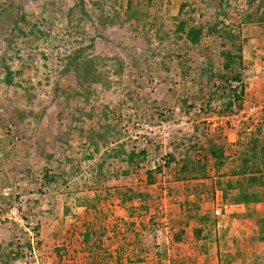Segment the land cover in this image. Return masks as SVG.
Wrapping results in <instances>:
<instances>
[{"label":"rangeland","instance_id":"rangeland-1","mask_svg":"<svg viewBox=\"0 0 264 264\" xmlns=\"http://www.w3.org/2000/svg\"><path fill=\"white\" fill-rule=\"evenodd\" d=\"M254 5L0 0V187L13 186L11 199L0 198V214L15 210L11 220L0 217L6 252L0 264H119V245L122 264L138 256L137 264H219L218 251H240L235 264H264L259 226L239 220L242 211L224 201L217 186L236 179L231 172L250 132L264 120V6L255 21L243 20L244 11L257 12L259 2ZM182 21L203 26L199 44L191 46L178 31ZM215 24L218 31H210ZM225 27L240 34L243 64L237 69L246 83L243 107L232 114L223 113L227 99L217 91L223 84L211 76L222 69V52L230 47L221 36ZM80 48L87 70L104 75L102 83L84 80L82 67L78 75L64 72L68 55ZM193 108L203 113L190 114ZM91 133L105 135L107 143L99 140L96 149ZM211 141L229 156L219 170ZM121 143L128 151L148 149L143 166L122 173L125 155H108ZM168 154L175 155L170 166ZM186 155L208 164L205 177L177 179ZM156 167L162 170L149 184L146 170ZM46 173L56 181L48 183ZM135 193L139 197L129 200ZM206 212L218 216L219 243L215 235L195 239V216ZM153 220L156 229L139 232L141 223L153 226ZM89 229L105 231L86 242ZM181 229L178 243L174 235ZM11 248H22L25 257L8 258Z\"/></svg>","mask_w":264,"mask_h":264},{"label":"trees","instance_id":"trees-1","mask_svg":"<svg viewBox=\"0 0 264 264\" xmlns=\"http://www.w3.org/2000/svg\"><path fill=\"white\" fill-rule=\"evenodd\" d=\"M152 1V0H149ZM240 1V0H238ZM243 3L247 4L249 7L253 8L256 2H259V8L257 9V12H249V13H243V20L245 22H251L255 21V16L257 15L258 11L260 10V7L264 6V0H242ZM131 3V0H129ZM222 4V3H220ZM185 5V4H183ZM181 8H184L183 6ZM129 8V7H128ZM21 18L24 17L22 14L20 16ZM188 21H182L178 26V31L183 32L185 34V37L188 42L191 43V46H195L200 43L203 34L204 29L202 25H189L187 24ZM210 31H218V26L215 24L214 26L210 27ZM222 37L224 39H227L229 41V48H226L224 52H222V55L224 57V61L222 63V69L218 70L217 72H213L211 76H219L221 84H223L222 87L218 86L217 91L220 89L223 90L221 95H225L226 102L224 103V111L223 113H236V109L234 108L237 106L238 109L243 107V97L245 95V88L246 83L244 80V73L241 70H238L237 67H242V61H243V54H242V44L238 43V40L240 39V34H236L234 30L231 29V27H225V29H222ZM240 41V40H239ZM225 46H227L225 44ZM82 50H76L73 54L68 55V60L66 63L65 71L69 72L73 70L77 75L80 73L81 67L82 72L81 76L84 80L88 82H99L102 83L104 79V75L102 72H98L95 69H92V71H88V64L87 62L83 61L81 59V53ZM121 64V63H120ZM87 70V71H86ZM8 76L7 82H12L11 72ZM237 83L234 86V83ZM217 91L215 93H217ZM202 110V109H201ZM203 113V110L201 111ZM105 116H108L107 112H104ZM249 125H252L249 123ZM264 120L258 122L257 128L253 130V132H250L251 135L246 141L245 149L242 151L241 156V163L238 166L237 170H232L231 174L233 177H236L235 180L229 179L227 182H223L221 180L217 181V186L223 193V199L224 201H227V203L230 204H243L246 206V209L248 210V213H252L253 215H261L259 210H255L252 205L254 204H264ZM105 135L98 134H89V141L96 145V149H98L99 140H104ZM107 140V139H106ZM104 140L105 143L107 141ZM212 145L209 149V152L211 153V156L214 158V164L216 168L219 170L220 167L225 163V161L229 158V156L225 155V148L223 145L215 144L213 141L210 142ZM112 144V143H111ZM111 151L108 154L109 157L117 158L121 155H125V158H122L121 160L123 162L127 163L128 168L124 169L122 173L128 174L131 172V169L135 167L134 170H136V167H139L140 165L143 166V163H145L149 156V151L147 148H143L140 151L135 150H126L125 149V143H121L118 146H112L110 147ZM167 158V165H171L172 161L175 160L174 154H168ZM201 161H191L190 157L188 155L184 158V164L180 168V172L183 174V176L177 178L178 180L183 179H192L197 178L199 176L205 177L207 174V165L206 162L201 164ZM156 169L161 171V167H156L154 169H148L146 170L148 180L147 183L153 184L156 182V179L154 177V173L156 172ZM115 176H118L120 173V170L118 172H115ZM46 181L48 183L55 182L56 177L53 174H45ZM225 183V184H224ZM12 196V195H11ZM139 197L138 193L133 194L129 197V200H133L134 198ZM2 199H6L7 197H1ZM11 199V197H10ZM147 211V210H146ZM198 219L199 226L195 227L193 230L194 236L196 240H208L215 235L216 243H219V235L217 234V227H218V216H214L208 212L196 215L195 216ZM152 219V218H151ZM153 226H149L147 224H142V230H140V233H149L150 231L156 229L158 223L155 222V220L152 221ZM136 223L133 221L131 222V226H135ZM263 227V226H262ZM38 229V228H36ZM105 229V226L103 227ZM135 229V228H134ZM133 229V230H134ZM93 230L89 229L84 235H85V241L88 242L91 240L93 235H102L105 230ZM185 233L184 229L179 230L175 233L174 239L176 242L181 243L183 239V235ZM215 233V234H213ZM213 239V238H212ZM260 239L264 240V227L260 230ZM131 242H128L130 244ZM136 244V243H135ZM138 245V244H136ZM141 245V247L139 246ZM138 246L143 249V244H139ZM29 250L31 251L33 249L32 243H28ZM151 248V244H146V250ZM204 248V246H203ZM122 249L123 246L119 245V248L115 249L117 255H118V263L122 264ZM143 251V250H141ZM161 252V251H160ZM160 252H158V255L160 256ZM219 252V264H235L238 258L241 255L240 251H228V252ZM6 253V252H5ZM5 253L2 252L1 246H0V256L5 255ZM92 253V252H90ZM8 258H13L16 260H20L24 258V251H22V248L20 249H14L11 248V250L6 254ZM121 256V257H120ZM129 261L132 264H137L138 262L142 261V258L139 256L137 258H129ZM91 264H104L100 261L93 260ZM158 264H161L160 259ZM247 264V263H242ZM253 264V263H251Z\"/></svg>","mask_w":264,"mask_h":264},{"label":"crops","instance_id":"crops-1","mask_svg":"<svg viewBox=\"0 0 264 264\" xmlns=\"http://www.w3.org/2000/svg\"><path fill=\"white\" fill-rule=\"evenodd\" d=\"M1 179V178H0ZM5 183H8V182H5ZM4 183V184H5ZM263 204V203H261ZM264 205V204H263ZM227 206V205H226ZM231 207H239L238 210H236L237 212L239 211H242L240 214V218L239 220H242L243 222H247V224H251L253 227L255 225H258L259 226V231L261 230V228L264 227V207H263V210L260 209V213L261 215H259V217L257 215H253L252 213H248V210H244V205L243 204H230ZM246 208V207H245ZM255 210H258L257 208L253 207ZM245 211V213L243 212ZM237 217V216H236ZM263 226V227H262ZM260 235V232L259 234ZM258 237V236H257Z\"/></svg>","mask_w":264,"mask_h":264},{"label":"built area","instance_id":"built-area-1","mask_svg":"<svg viewBox=\"0 0 264 264\" xmlns=\"http://www.w3.org/2000/svg\"><path fill=\"white\" fill-rule=\"evenodd\" d=\"M201 108H198V109H192L191 111H190V114H193V115H195V114H197V113H201ZM13 193V187L12 186H4V187H0V198L1 197H10L11 196V194ZM15 205V204H14ZM18 205L19 204H17V206L16 207H18ZM1 211V210H0ZM15 213V210H11L10 212H7L5 215H3V214H0V217H2V218H9V219H13L12 218V214H14Z\"/></svg>","mask_w":264,"mask_h":264},{"label":"clouds","instance_id":"clouds-1","mask_svg":"<svg viewBox=\"0 0 264 264\" xmlns=\"http://www.w3.org/2000/svg\"><path fill=\"white\" fill-rule=\"evenodd\" d=\"M11 126V125H10ZM13 187V186H12ZM12 195V194H11ZM11 197V196H10ZM8 198V197H7ZM17 204H21L18 200H15ZM13 204V203H12ZM11 205V204H10ZM9 219V218H6ZM11 220V219H10Z\"/></svg>","mask_w":264,"mask_h":264}]
</instances>
